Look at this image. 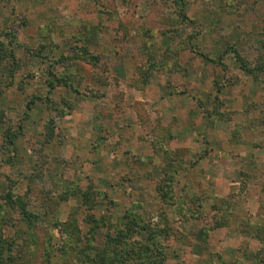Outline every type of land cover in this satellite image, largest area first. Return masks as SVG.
<instances>
[{
  "label": "rangeland",
  "instance_id": "1",
  "mask_svg": "<svg viewBox=\"0 0 264 264\" xmlns=\"http://www.w3.org/2000/svg\"><path fill=\"white\" fill-rule=\"evenodd\" d=\"M185 2L182 24L175 0H0V39L23 65L10 79L1 57L0 234L14 237L13 264L102 245L129 212L159 214L164 264H264V74L227 52L264 58V0ZM9 192L35 226L6 207ZM89 214L109 220L95 235ZM68 257L53 260L84 264Z\"/></svg>",
  "mask_w": 264,
  "mask_h": 264
},
{
  "label": "trees",
  "instance_id": "2",
  "mask_svg": "<svg viewBox=\"0 0 264 264\" xmlns=\"http://www.w3.org/2000/svg\"><path fill=\"white\" fill-rule=\"evenodd\" d=\"M176 3H178V7L180 10H178V20L185 24L187 22L191 23V20L189 19L186 11L185 6L186 2L185 0H175ZM222 8V7H220ZM221 11L229 10L227 8L220 9ZM5 33V37H7L9 34L10 38L15 37L14 33H11L10 31L3 30L1 36H3ZM5 43L3 39H0V63L2 60V56L5 57L8 55L9 58V65L7 66V73L10 79H13L16 72L21 69L23 66L20 65V58L18 55H15L16 51L12 48H6L4 47ZM231 49H228L227 52H235V56L237 57V60L240 62V68L245 71L247 74L252 75L256 79L261 78V76L264 74V58L263 56H260L257 59V62L255 65H251L248 60H244L239 55V48H236V45H230ZM2 74V72H0ZM53 85V84H52ZM224 85L219 84L217 86V94L220 93L223 89ZM1 90V89H0ZM218 96V95H217ZM2 97L1 91H0V98ZM217 98V97H216ZM34 101H32L33 103ZM28 108H32L30 104H28ZM49 132L50 136L55 135L54 130V122L49 121ZM16 140V135L9 134L8 135V142L10 145L14 146ZM17 148V147H16ZM164 151V150H163ZM170 154L168 150L166 153L164 152V156ZM171 177V176H170ZM175 177V176H174ZM170 180H173L172 177ZM160 192L163 198L167 200V197L170 196L171 190L169 189H163L160 188ZM15 193L9 192L7 195V203L6 207H17L19 209L21 218L24 222L27 224V229H30L32 226H35L36 222L39 220V216L35 215L34 213L30 212L26 208L25 202L20 197H15ZM84 199L83 201L89 205L95 206L98 202H95L96 198H99L97 194H93L90 191H87L82 194ZM172 204V203H171ZM3 207V206H2ZM1 207V208H2ZM0 208V209H1ZM1 211V210H0ZM0 215H3L8 217L5 213H2ZM165 219H167L166 214L163 213ZM89 223L92 224V235L96 234V230L100 228L101 224H105L106 221L109 222V220H105L104 218H97L91 214L88 215ZM161 220V217L159 214H155L151 217L143 215L142 213H135V212H129L128 214H125L121 220L118 222L116 227L115 225V234H112L111 231H108L106 241L102 245H95L93 244V239L91 240L88 247H77L73 250H70V248L73 246H70L69 243L62 244L60 247L55 248L53 250L48 251V256L46 257V264H57L53 259L56 257L59 258H66L68 257V254L71 255L69 252L72 251L74 255V262L75 263H84V264H164L166 257H167V251L166 248L163 247L161 242V236L162 235H168L169 231L161 226L159 224ZM70 224H64L65 230L69 232L68 237H70L69 241L73 242L72 237L74 234L79 233V227L77 219H74L71 221ZM103 222V223H101ZM58 225V224H57ZM68 228V229H67ZM257 233L259 234V227L257 228ZM74 233V234H73ZM73 234V235H72ZM72 236V237H71ZM259 236V235H258ZM134 238V240H133ZM15 247V240L13 239H3L2 235L0 234V264H13L12 255L10 250ZM12 251V250H11ZM8 253V256H6L5 253ZM59 264V262H58Z\"/></svg>",
  "mask_w": 264,
  "mask_h": 264
}]
</instances>
